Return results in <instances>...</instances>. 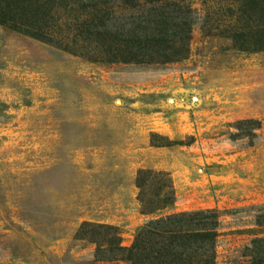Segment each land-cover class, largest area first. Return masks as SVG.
Returning <instances> with one entry per match:
<instances>
[{
  "label": "rangeland",
  "instance_id": "obj_1",
  "mask_svg": "<svg viewBox=\"0 0 264 264\" xmlns=\"http://www.w3.org/2000/svg\"><path fill=\"white\" fill-rule=\"evenodd\" d=\"M184 1L187 56L138 65L106 63L86 28L148 7L0 0V264H127L97 261L81 227H114L128 248L150 221L211 209L215 264L249 262L264 238V19L241 25L234 0ZM139 171L153 173L146 197L163 180L173 204L144 214Z\"/></svg>",
  "mask_w": 264,
  "mask_h": 264
},
{
  "label": "trees",
  "instance_id": "obj_2",
  "mask_svg": "<svg viewBox=\"0 0 264 264\" xmlns=\"http://www.w3.org/2000/svg\"><path fill=\"white\" fill-rule=\"evenodd\" d=\"M52 1V0H49ZM125 8L148 7L144 17L124 23L120 28L110 22L111 15L96 19L91 29L95 41L103 43L104 61L110 64H168L184 59L189 52L191 9L184 0H118ZM113 4V3H112ZM239 6L241 25L248 21L264 19V0H234ZM37 18V12L34 11ZM105 19V21H102ZM31 28V27H30ZM252 34V28L243 29ZM245 50V49H242ZM260 50V49H259ZM151 171H139L135 180L140 190L139 206L144 214H154L174 202L170 185L160 180L155 183L149 197L142 191ZM157 175L163 176L158 173ZM259 217L264 226V211ZM90 228L89 236L96 246L95 259L105 256L107 262L122 261L127 264H215L219 221L215 210L171 215L140 226L133 244L121 246L118 230L105 225H83ZM247 264H264V238L251 241Z\"/></svg>",
  "mask_w": 264,
  "mask_h": 264
}]
</instances>
